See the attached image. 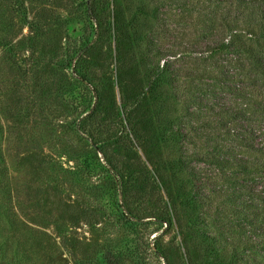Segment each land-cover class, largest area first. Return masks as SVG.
I'll use <instances>...</instances> for the list:
<instances>
[{"label":"rangeland","instance_id":"1","mask_svg":"<svg viewBox=\"0 0 264 264\" xmlns=\"http://www.w3.org/2000/svg\"><path fill=\"white\" fill-rule=\"evenodd\" d=\"M110 1L96 0V5L103 7L106 15L109 13L108 8L110 10V15L103 19L104 24L101 23V32L106 29L107 19L112 18L114 2L109 4ZM146 1L148 7L154 8L156 5L162 13L160 20L149 18L146 25L148 37L151 36L154 44L148 45V50L146 42L138 47L128 46L129 61L126 62V68L130 67L133 72L143 76L154 64H162L166 59L173 60L175 67L182 69L181 87L175 91L176 101L181 102L185 85L189 88L192 86V91L196 88V95L202 97L200 104L190 107L195 112L190 119L191 124H198V120L209 115L207 105L217 100L234 102L231 94L218 92V87L241 85L239 79H224L229 68L228 61L233 56L208 55L207 52L222 34L217 22L204 23L202 10L195 1ZM16 2L0 0V41L4 35L13 38L7 45L0 42V154L6 158L9 170L13 169L9 185L11 200H17L14 202L16 211L20 208V213H24L26 210L31 226L40 224L39 230L43 229L48 235L43 245L35 242L29 245L27 256L18 257L21 264L48 261L51 256L55 264H79L80 259L86 264H107L104 256L116 255L117 251L125 255L124 264H215L212 257L204 256L202 234L216 238L217 246L226 248L228 253L236 246L237 238L257 237L250 233L252 227L248 223L243 225L244 233L241 232L242 222L233 211L232 200L247 196L244 194L264 196V191L260 194L264 188L263 174L260 171L247 173L238 168L221 167L203 161L200 159L203 158L202 154L212 148L205 146L193 131L189 136L190 143L188 139L186 145L199 158L191 163L201 174L194 181L195 187L202 191L203 200L197 217L190 218L181 206L171 208L165 187L152 172L153 179L148 176L147 181L141 184L144 190L139 195L130 192L122 196L118 193V196L110 198L106 192L114 188L113 183L99 172H94L86 183L75 181V151L80 150L82 155L90 149L72 136L70 124L73 116L68 113L63 119V108L66 105L70 108L68 98L75 92L69 93L67 97L65 93L63 100L59 89L67 87L68 90L73 80L69 76L64 78L60 66L56 65L63 58V52H70L89 37L85 3L84 0H23L25 6L34 8L27 20L35 13L33 20L40 27V41L35 52H31L29 49L12 48L13 43L30 30L23 24V18L13 14ZM191 5L193 9H187ZM119 10L126 16L124 7ZM56 14L59 17H54ZM52 17L54 21L47 27ZM101 34L103 38L87 53L85 61L89 72L103 82L105 90L108 85L110 90L112 85L113 96L107 97L103 105L107 117L111 119L112 111L115 110L113 98L120 104L117 80L119 65L115 56V40ZM144 49L148 54L142 65L138 59ZM157 52L160 54L156 55ZM65 69L64 72H69L68 66ZM212 88H216L215 97L213 92H209L214 90ZM204 89L209 95L203 92ZM178 114L181 115L180 110ZM114 129L120 132L118 126ZM186 130L183 132L186 133ZM208 139L214 146L210 136ZM170 145V142L160 143L155 153L167 156ZM138 152L150 170L151 166L143 152L140 149ZM108 155L126 173L125 151L111 144ZM97 157H101V152L97 153ZM4 166L0 163V169H4ZM24 182L25 185L19 187ZM91 185L94 187L89 191ZM168 186L173 184L170 182ZM220 189L230 194L220 195ZM3 191L0 185V201L6 199ZM124 197L141 216L156 213L167 204L173 223L168 225L150 217L132 218L135 221L132 223L123 221L112 206L115 202L121 203ZM101 206L104 212L91 210ZM48 214H52L53 221L45 225L46 221L41 216ZM53 222L58 224V235L55 230L53 232ZM10 235L0 214V239ZM258 237L264 245V237ZM45 247L52 248V253L47 250L45 254ZM1 249L4 253L1 262L13 263L16 258H13L15 248L12 241L2 240ZM241 257L242 264H262L264 261L261 251L247 250Z\"/></svg>","mask_w":264,"mask_h":264},{"label":"trees","instance_id":"2","mask_svg":"<svg viewBox=\"0 0 264 264\" xmlns=\"http://www.w3.org/2000/svg\"><path fill=\"white\" fill-rule=\"evenodd\" d=\"M16 1L18 3L16 2L12 12L16 14V17L23 18V24L30 30L27 34H22L13 43L12 48L29 49L35 52L40 41L38 38L40 27L37 26L38 22L33 20L35 13L27 20L34 8L25 6L23 0ZM178 1L174 0V2ZM190 1H195L202 10L203 22H217L216 25L222 33L217 42L209 46L208 55L218 54L223 57L232 55L233 57L228 61L229 68L225 72L224 79L228 81L239 79L241 83L229 88L218 87L219 93H229L235 101L227 103L217 100L214 104L207 105L209 115L206 118H201L199 115L201 119L198 120V124H191L190 119L195 112H192L190 107L200 104L202 97L199 94L196 95V88L192 91V86L189 88L185 85L181 102L176 101L175 91L181 87L182 69L175 67L173 60L166 59L162 64L159 62L154 64L143 76L133 72L130 67L126 68V62L129 61L126 50L128 46L138 47L146 42L145 46L148 50V45L154 44L151 36L148 37L146 25L149 18L160 20L161 12L156 5L154 8L148 7L146 0L108 2L109 4L114 2L112 20L107 19L104 26L106 29L103 32L100 31L101 23L105 16L110 15L109 8V13L106 15L103 7L96 5V0H84L89 37L79 46L72 48L70 52H63V58L56 66H60L64 78L67 79L69 76L68 78L73 80V84L69 83L68 90H66L67 87L59 89L63 100H65V93L67 97L69 93L75 92L68 98L70 108H67V105L63 108V119L69 114L73 116L70 124L72 136L77 139V142H82V146L90 149L82 155L79 153L80 150L75 151L73 165L75 181L86 183L94 172H99L98 174L107 176L113 183L114 188L106 192L111 198L113 195L118 196V193L122 196L130 192L141 194L144 190L141 184L147 181L148 176L153 179L155 175L166 189L171 208L175 205L181 206L190 218H194L197 217V211L203 200L202 191L196 188L194 183L201 174L191 164L194 159H199L198 154L189 151L186 145L192 131L205 146L212 148L202 154L203 158L200 159L203 161L221 167L238 168L247 173L260 171L264 176V0H187V3ZM120 7L127 10L126 16L120 10L118 12ZM189 8L193 9V5L187 7ZM58 15L54 17H59ZM54 17L48 21L47 27L54 21ZM101 33L115 40V56L119 65L117 80L120 104H117L113 98L115 110L112 111L111 119L107 117L108 113L103 105L107 97L113 96L112 85L110 84V90H108L109 85L105 90L103 82L89 72L85 61L87 53L103 38ZM9 36L4 35L0 42L7 45L13 40V38H7ZM122 49L125 51L122 52ZM141 52L138 62L144 65L143 61L148 52L146 53L145 49ZM158 54L160 52L156 53ZM67 66L69 72L66 73L64 69ZM215 90L216 88L209 92L214 93ZM203 92L209 95L206 89ZM212 95L215 97V93ZM179 110L181 115L178 114ZM115 126H118L120 132L115 131ZM184 129L188 131L186 130L185 133ZM208 129L211 130L208 131ZM209 136L214 141V146L209 143ZM162 142L171 144L165 157L155 153V149ZM111 144L125 151L126 173H123L118 162L108 155V147ZM139 149L149 162L150 170L141 159ZM99 152L101 157H97ZM0 163L5 165L4 169H0V185L6 196L4 201H0V214H2L4 225L11 232L8 238L0 239V244L2 240L12 241L15 248L13 258L16 259L11 264H21L18 257L27 256L29 245L32 242L43 245L48 235L43 229L39 230L40 224L31 226L26 210L24 213H20V208L16 211L14 202L17 200L14 202L11 200L9 185L13 169L9 170L6 158L1 154ZM170 182L173 186H168ZM23 185L25 182L20 183L19 187ZM93 187L94 185L88 190L92 191ZM73 190L76 191L75 188ZM263 191L264 188L261 192L259 191L260 194ZM218 193L226 196L230 194L221 189ZM244 195L247 196L235 198L238 200L232 198L233 211L242 222L241 232L244 233L243 225L248 223L252 227L250 233L257 237L237 238L236 246L228 253L226 248L217 246L216 238L202 234V249L206 253L204 256L212 257L215 264H242L241 255L247 250L261 251L264 254L262 239L259 240L258 237H264V196L258 194L256 196L253 193ZM112 208L126 222H135L132 218L150 217L168 225L173 223L171 209L167 204L158 212H150L149 215L144 216L132 208L126 197L121 203L115 202ZM91 210L105 211L102 206ZM41 217L46 221L45 225L53 221L52 214ZM54 230L58 235V224L53 222V232ZM47 250L52 253V248L45 247V254ZM130 255L133 256V254ZM3 256L1 249L0 264H9L1 262ZM51 257H48V261L27 264H55ZM124 258L125 255L121 251H117V254L113 256L109 254L104 256L107 264H124ZM79 264H86V262L80 259Z\"/></svg>","mask_w":264,"mask_h":264}]
</instances>
